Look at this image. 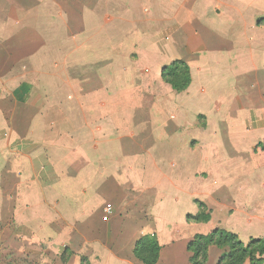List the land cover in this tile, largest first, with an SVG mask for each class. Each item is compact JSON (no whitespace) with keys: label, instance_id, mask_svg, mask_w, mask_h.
I'll return each mask as SVG.
<instances>
[{"label":"rangeland","instance_id":"obj_1","mask_svg":"<svg viewBox=\"0 0 264 264\" xmlns=\"http://www.w3.org/2000/svg\"><path fill=\"white\" fill-rule=\"evenodd\" d=\"M248 21L264 29V0H0V264H113L128 244L29 231H162L161 264H190L188 241L215 227L264 238L247 86L264 79V30ZM188 55L193 85L176 92L161 68Z\"/></svg>","mask_w":264,"mask_h":264},{"label":"trees","instance_id":"obj_2","mask_svg":"<svg viewBox=\"0 0 264 264\" xmlns=\"http://www.w3.org/2000/svg\"><path fill=\"white\" fill-rule=\"evenodd\" d=\"M160 75L176 92L186 90L191 83L190 67L182 59H173L163 66ZM197 205L199 213L192 218L207 222L210 214L203 212L205 204L197 201ZM211 245L223 249L215 264H244L246 261L247 264H264V238L253 237L244 243L236 233L220 227L213 228L207 234H195L188 241L186 249L191 252L190 264H205ZM160 248L158 240L153 235L143 234L136 239L132 252L142 264H156Z\"/></svg>","mask_w":264,"mask_h":264},{"label":"crops","instance_id":"obj_3","mask_svg":"<svg viewBox=\"0 0 264 264\" xmlns=\"http://www.w3.org/2000/svg\"><path fill=\"white\" fill-rule=\"evenodd\" d=\"M234 21L236 23V19ZM248 25H250L251 29L258 31V32H260L262 29V28L260 29L259 26L256 25V23H254V25H252L251 22H249V21H248ZM262 30H264V29H262ZM263 50H264V44H262L259 48V51H263ZM197 52H199V51H197ZM197 52L194 55H197ZM183 58L184 59H182V60H184L190 67V73H191V77H192L191 81L193 83V78H194L193 77L194 76L193 69H194V66L196 67V63H195V61L192 60V58L189 55L187 57L183 56ZM259 62H260L259 67H255V69H258V70L262 69L263 70L264 69L263 58H261V60ZM230 64H231V67L234 69V72L237 73L236 74L237 76L240 75L244 78L247 74L252 75V73H253V72H250L249 69H246V68L243 69L242 65H240V63L235 64V60L230 59ZM242 69L244 72L241 71ZM235 78L236 77L234 76V79ZM242 81L247 82L244 79H242ZM248 81H249V85H247V86H251V87H253V89H257V88L259 89V92H258L259 97H258V100H256L255 104H257V106L261 108V110L264 114V86H261L262 84H264V79H263V82H256L255 77L252 76L251 79L250 78L248 79ZM192 85L193 84H190L189 87L191 88ZM188 88L186 90H188ZM236 91L238 92L240 90L236 89ZM253 105H254V102H253ZM263 125H264V123H263ZM72 202H73V199H72ZM97 203L99 204V201ZM94 208L96 209V207H94ZM95 209H92L90 211V213L93 212L92 214H94ZM155 233L157 234V237H158L157 239H158V242L161 246L160 251H159L158 261L156 264H161L162 263V256L164 254L165 246H166L164 243H169V242L167 240H165V235L162 234V231H161V233L160 232L158 233V231H155ZM29 234L31 236H34V237L38 236V235L39 236L44 235L47 237H51L52 241L56 240L59 243H63L65 245L71 246V247H73L72 249L75 251H81L84 244L85 245L90 244L91 246H94L96 248V250L103 249L107 245L105 243V238L108 240V237L111 238V236L116 237L113 240L115 242L118 241V239H117L118 237H121V239L126 238V241L128 243L126 249H121L122 244L118 243L117 251H116L117 254H115V256L113 257L114 262L113 261L112 262H113V264H137L134 261L135 257L133 255L132 250H133L134 243H135L136 239L139 236H141L142 233H139V232L137 233L136 231H29ZM249 234L250 233L245 234V235H249ZM74 236H77V237H74ZM77 238L82 239L79 243L81 247L80 246L77 247L78 244H75L77 241ZM164 240H165V242H164ZM122 242H124V241H122ZM73 244L75 245V247L73 246ZM220 253L221 252H220L218 247H216V246L211 247L210 246L208 249V260L205 264H210V262H211V264H215ZM93 264H99V263L96 261ZM244 264H247V261L244 262Z\"/></svg>","mask_w":264,"mask_h":264}]
</instances>
